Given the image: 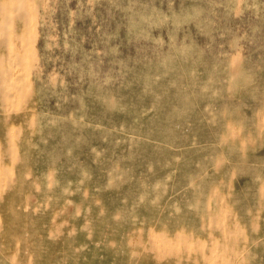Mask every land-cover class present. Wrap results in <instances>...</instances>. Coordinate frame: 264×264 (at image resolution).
Returning a JSON list of instances; mask_svg holds the SVG:
<instances>
[{
	"label": "rangeland",
	"instance_id": "rangeland-1",
	"mask_svg": "<svg viewBox=\"0 0 264 264\" xmlns=\"http://www.w3.org/2000/svg\"><path fill=\"white\" fill-rule=\"evenodd\" d=\"M0 264H264V0H0Z\"/></svg>",
	"mask_w": 264,
	"mask_h": 264
}]
</instances>
